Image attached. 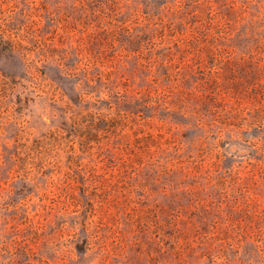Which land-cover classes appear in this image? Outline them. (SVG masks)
I'll list each match as a JSON object with an SVG mask.
<instances>
[{
  "label": "rangeland",
  "instance_id": "1",
  "mask_svg": "<svg viewBox=\"0 0 264 264\" xmlns=\"http://www.w3.org/2000/svg\"><path fill=\"white\" fill-rule=\"evenodd\" d=\"M0 264H264V0H0Z\"/></svg>",
  "mask_w": 264,
  "mask_h": 264
}]
</instances>
